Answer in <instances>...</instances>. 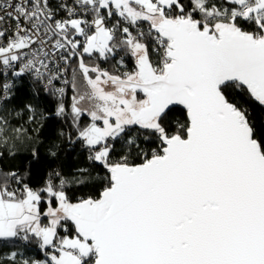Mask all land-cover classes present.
I'll use <instances>...</instances> for the list:
<instances>
[{
	"label": "snow or ice",
	"instance_id": "snow-or-ice-1",
	"mask_svg": "<svg viewBox=\"0 0 264 264\" xmlns=\"http://www.w3.org/2000/svg\"><path fill=\"white\" fill-rule=\"evenodd\" d=\"M24 77L67 125L50 155L87 163L0 171V245L45 256L0 264H264V0H0V158L38 119L7 107Z\"/></svg>",
	"mask_w": 264,
	"mask_h": 264
},
{
	"label": "trees",
	"instance_id": "trees-1",
	"mask_svg": "<svg viewBox=\"0 0 264 264\" xmlns=\"http://www.w3.org/2000/svg\"><path fill=\"white\" fill-rule=\"evenodd\" d=\"M117 59H119V57H117ZM90 62H93L92 64L98 63L101 68L107 69L113 73L127 71L133 66L130 57H125V66L123 67L116 65L114 61H98L95 57L92 59L86 58V63ZM63 100L66 105L72 103V89L70 85ZM26 104H31L37 109V122L24 123L29 115L27 111H24L22 120L13 113L12 123L14 125L19 123L27 128L29 130L28 135L31 139L21 143L17 149L14 150L16 152L14 156H9L5 152L3 157L0 158V171H15L24 177V183L29 184L33 188H40L43 186L48 172L53 168H60L65 173H71L77 167L86 165L87 162L84 158V154L79 149V145H76L74 150L65 151L69 146L64 144L60 148L57 157L54 158L50 155V146L53 141L58 139L57 132L62 128H66L67 125L62 118L55 115L57 99L49 94H45L42 90L37 94L28 77H24L23 80L18 83L15 95L10 100L7 107L23 109ZM41 112L46 118L40 117L39 114ZM174 115H180L178 108L174 110ZM254 118L257 129L264 131V110L257 109L254 112ZM37 128L39 131H36ZM33 148L36 149V156L32 154ZM10 183L12 186H16L14 182L10 181ZM73 191L78 196L81 192H88L89 189L73 188ZM41 207L43 208L44 205L42 204ZM9 251H17L23 254L25 258L45 259L43 252L40 251L34 240L26 242L25 244L22 242H15L7 245H0V252L8 253Z\"/></svg>",
	"mask_w": 264,
	"mask_h": 264
},
{
	"label": "built area",
	"instance_id": "built-area-1",
	"mask_svg": "<svg viewBox=\"0 0 264 264\" xmlns=\"http://www.w3.org/2000/svg\"><path fill=\"white\" fill-rule=\"evenodd\" d=\"M53 2L55 3V0H53ZM70 76V74H69ZM60 86H64L65 87V94H64V97L66 96L67 92H68V88H69V85H60ZM43 91V90H42ZM23 244H25L26 242H22ZM41 251V250H40Z\"/></svg>",
	"mask_w": 264,
	"mask_h": 264
},
{
	"label": "rangeland",
	"instance_id": "rangeland-1",
	"mask_svg": "<svg viewBox=\"0 0 264 264\" xmlns=\"http://www.w3.org/2000/svg\"><path fill=\"white\" fill-rule=\"evenodd\" d=\"M118 72H120V71H118ZM118 72H115V73H118ZM80 91H81V92L84 91V87H83V85H81ZM74 94H75V93H74V91L72 90V96H73ZM85 106H87V105H85Z\"/></svg>",
	"mask_w": 264,
	"mask_h": 264
},
{
	"label": "flooded vegetation",
	"instance_id": "flooded-vegetation-1",
	"mask_svg": "<svg viewBox=\"0 0 264 264\" xmlns=\"http://www.w3.org/2000/svg\"><path fill=\"white\" fill-rule=\"evenodd\" d=\"M93 62H90V64H92Z\"/></svg>",
	"mask_w": 264,
	"mask_h": 264
}]
</instances>
